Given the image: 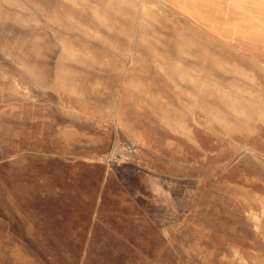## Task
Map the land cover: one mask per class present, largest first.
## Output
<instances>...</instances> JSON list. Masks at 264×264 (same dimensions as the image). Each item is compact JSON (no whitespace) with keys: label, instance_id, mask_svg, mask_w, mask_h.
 Wrapping results in <instances>:
<instances>
[{"label":"rangeland","instance_id":"374dc122","mask_svg":"<svg viewBox=\"0 0 264 264\" xmlns=\"http://www.w3.org/2000/svg\"><path fill=\"white\" fill-rule=\"evenodd\" d=\"M234 3L0 0V264H264V17Z\"/></svg>","mask_w":264,"mask_h":264},{"label":"crops","instance_id":"0c3cea01","mask_svg":"<svg viewBox=\"0 0 264 264\" xmlns=\"http://www.w3.org/2000/svg\"><path fill=\"white\" fill-rule=\"evenodd\" d=\"M229 1H230L231 5L232 4L235 5L236 3H234V2H237L238 5H240V6L243 5L244 6V10H250L251 9L250 6L252 4H254V7L252 6V9H253L254 13L257 14V16L260 17V18L264 17V10H260V3L258 1H256V0H227V2H229ZM250 3H252V4H250ZM256 3H259V4H256ZM246 4L249 5V6L247 7ZM261 5H262V7H264V1L261 2ZM247 35H248L247 37H249V36H251V33L249 32Z\"/></svg>","mask_w":264,"mask_h":264},{"label":"built area","instance_id":"2783aa9c","mask_svg":"<svg viewBox=\"0 0 264 264\" xmlns=\"http://www.w3.org/2000/svg\"><path fill=\"white\" fill-rule=\"evenodd\" d=\"M115 149V148H114ZM116 150V149H115ZM114 150V151H115ZM135 149L133 146L131 145H124L122 147V154H120L119 158L122 159V160H125L127 157L131 156L133 153H134ZM118 152V151H117Z\"/></svg>","mask_w":264,"mask_h":264}]
</instances>
